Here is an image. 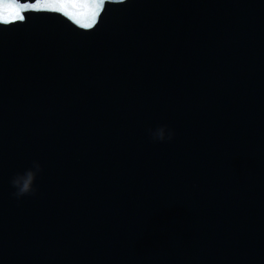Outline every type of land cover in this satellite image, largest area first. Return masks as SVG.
<instances>
[{"label": "water", "instance_id": "1", "mask_svg": "<svg viewBox=\"0 0 264 264\" xmlns=\"http://www.w3.org/2000/svg\"><path fill=\"white\" fill-rule=\"evenodd\" d=\"M21 2L40 10L0 25V264H264V0Z\"/></svg>", "mask_w": 264, "mask_h": 264}, {"label": "clouds", "instance_id": "2", "mask_svg": "<svg viewBox=\"0 0 264 264\" xmlns=\"http://www.w3.org/2000/svg\"><path fill=\"white\" fill-rule=\"evenodd\" d=\"M19 9H20V16L25 17L23 13L32 12V11H39V5L24 2L22 3L21 0H15ZM9 22L5 20H0V25H5ZM149 134L153 141L163 142L165 140H172L175 136V132L172 129H169L166 125L159 126L155 130L150 129ZM42 171V166L39 162L33 161V167L26 170L23 173L16 174L11 180L10 184L15 189L12 193L17 200L21 199L27 195H35L37 192V188L34 186L35 180L37 178L38 173Z\"/></svg>", "mask_w": 264, "mask_h": 264}, {"label": "snow or ice", "instance_id": "3", "mask_svg": "<svg viewBox=\"0 0 264 264\" xmlns=\"http://www.w3.org/2000/svg\"><path fill=\"white\" fill-rule=\"evenodd\" d=\"M2 4H3V0H0V5H2ZM9 9H11V10H13L15 12V14L11 15L10 17L4 14V11H7ZM4 11H0V20H5L7 22H11V21H14V20H17V19L20 20V21H23L25 19V17H21L20 16L19 7L14 8L12 3H9L6 6V8L4 9Z\"/></svg>", "mask_w": 264, "mask_h": 264}]
</instances>
